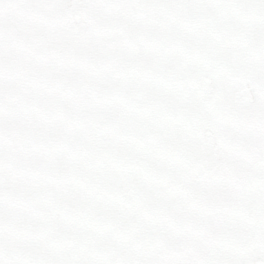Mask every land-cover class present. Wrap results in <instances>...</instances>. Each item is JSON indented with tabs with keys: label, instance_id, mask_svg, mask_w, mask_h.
<instances>
[{
	"label": "snow or ice",
	"instance_id": "6c2138e0",
	"mask_svg": "<svg viewBox=\"0 0 264 264\" xmlns=\"http://www.w3.org/2000/svg\"><path fill=\"white\" fill-rule=\"evenodd\" d=\"M0 264H264V0H0Z\"/></svg>",
	"mask_w": 264,
	"mask_h": 264
}]
</instances>
